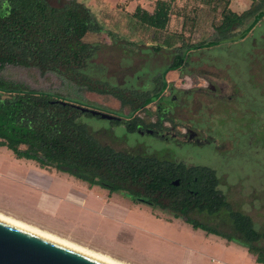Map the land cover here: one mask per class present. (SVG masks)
<instances>
[{
  "label": "rangeland",
  "instance_id": "374dc122",
  "mask_svg": "<svg viewBox=\"0 0 264 264\" xmlns=\"http://www.w3.org/2000/svg\"><path fill=\"white\" fill-rule=\"evenodd\" d=\"M64 1L49 0L54 5ZM78 1L91 10L101 26L99 32L84 37L86 42L101 46L92 59L95 76L142 91L151 89L153 77L169 65L178 46L211 40L215 37L214 29L222 24V0H212L209 6L202 0H172V14L162 30L142 25L132 16L137 4L151 11L155 0ZM252 1L234 0L233 8L241 12ZM166 42L170 44L164 45ZM156 45L162 48L155 51ZM0 76L124 119L129 117L128 106H122L113 96L87 91L50 71L40 74L35 67L6 65ZM165 79L168 84L165 100L173 121L162 125L174 138L128 132L124 124L103 118L82 116L80 120L100 143L116 150L153 154L186 166L213 168L219 179L218 188L232 209L249 215L255 228L261 230L264 225V17L241 40L190 50L181 69L168 71ZM211 86L214 90L224 89V93L211 92ZM155 109V103H151L135 115L144 123L156 124ZM186 125L205 139L196 136L189 139ZM7 153V149L0 148V208L17 212L35 223L44 221L56 235L125 264L246 263L244 257L238 261L237 252L223 250L210 242L221 236L211 235L207 241L203 230L192 229L184 221L182 226L179 221L172 226L155 222L147 218L152 217L149 211L163 220L171 219L172 213L133 202L124 193L113 194L117 195L114 197L118 203L127 200L145 205L147 217L141 216V208L139 214L132 212V207L127 213L120 212L116 203L110 210L104 200L96 197L98 194L106 198L104 188L95 185L94 190H87L85 182L72 176H69L73 184L70 190L83 195V201L55 196L46 204L38 191L4 175L9 167ZM191 216L209 226L217 223L220 230L231 233L229 225L224 223L227 220L224 212L217 216L194 212ZM262 245L264 240L256 244Z\"/></svg>",
  "mask_w": 264,
  "mask_h": 264
},
{
  "label": "trees",
  "instance_id": "16d2710c",
  "mask_svg": "<svg viewBox=\"0 0 264 264\" xmlns=\"http://www.w3.org/2000/svg\"><path fill=\"white\" fill-rule=\"evenodd\" d=\"M171 1L156 0L151 12L137 5L132 16L142 25L162 30L169 21ZM228 4L229 0H222V24L214 29L215 37L197 43L183 42L169 65L153 77L151 89L142 91L95 76L92 59L101 46L86 42L84 37L99 32L101 26L83 2L65 0L54 5L49 0H1L0 70L6 65L35 67L40 74L50 71L87 91L113 96L122 106H128L129 118L111 122L124 124L128 132L142 128L150 130L144 134L167 138L153 131L161 130L160 126L144 123L135 113L159 98L168 85L165 74L181 69L190 50L241 40L264 17V0L252 1L240 13L232 11ZM161 48L162 45L153 47L155 51ZM158 114L159 123L173 121L166 111ZM82 116L101 118L82 112L74 102L52 92L0 76V145L17 158L31 159L40 167L68 173L90 186L124 193L133 202L169 211L194 229L239 242L256 262L264 263V245L256 246L264 240V225L257 230L249 215L232 209L218 188L219 179L213 168L116 150L100 143L80 120ZM175 179L179 180L177 186L171 183ZM194 212L208 216L224 212V223L231 233L220 230L217 223L209 226L197 220L191 216Z\"/></svg>",
  "mask_w": 264,
  "mask_h": 264
},
{
  "label": "crops",
  "instance_id": "0c3cea01",
  "mask_svg": "<svg viewBox=\"0 0 264 264\" xmlns=\"http://www.w3.org/2000/svg\"><path fill=\"white\" fill-rule=\"evenodd\" d=\"M127 1H133V0H127ZM202 2L208 6L210 4L212 5V3H213L212 0H202ZM233 6H234V0H229L228 7L232 11L240 13L237 10H235L233 8ZM135 7H134V9H135ZM171 7H172V5H171ZM153 8H152V10H153ZM151 11H149V12H151ZM171 14H172V10H170V15ZM169 19H170V17H169ZM0 148H5L8 151L7 161L9 162V167L5 169L6 174H4V175L7 176L8 178L12 179V180L17 181L20 184H24V185L29 186V187L35 189L36 191H38L40 196L42 197V199L43 198L45 199L46 204H48L49 201L52 199V197H55V196H62V197H65L67 199H69V198L77 199V200L80 199L81 201H83V195H82V197L80 195H75L70 190V188H71V186H73V184L71 183V180H70L71 178L69 176H72V175H69L68 173H65V172L58 171V170L53 169V168L40 167L35 161H33L31 159L17 158L13 154V152L5 146L0 145ZM0 168H1V166H0ZM0 171H1V169H0ZM66 175H68V176H66ZM78 180H80V179H78ZM80 181H82V180H80ZM83 182H85V181H83ZM86 185L88 186L87 190H92V189L94 190L95 185L90 186V185H88V183H86ZM113 194L114 193H109L107 191L106 192V198L101 197L102 195H100V197H99L98 194L96 197L100 198L101 200H104L108 204V206H110L109 207L110 210L112 209L113 204L116 203L115 205H117L120 212H123V213L126 212L127 213V212L131 211V207H132V212L139 214V211H140L139 208H141V212H142L141 216L147 217L145 211L148 212V210H146L145 205L141 206L140 204H131L132 202H130V201L127 202L126 199H125L126 203H124V202L118 203L119 201H117L114 197L117 195H113ZM0 212L3 214H6V215L12 216V217L19 219L21 221H24L26 223H31L32 225H35L41 229H44L46 231H49V232H52L55 234L54 231L49 229L44 224V221L35 223L33 221H30V220L23 218L22 216L20 217L17 212H14L11 210L10 211L5 210L3 208H0ZM148 213L150 215H152V217L148 216L147 218H149L155 222L162 223L164 225L172 226L173 224H176L179 221L181 226H182L183 219H181V218H175L172 216L171 219H169V220L168 219L163 220L159 217H156L155 215L153 216V214L150 211ZM119 214H122V213H119ZM192 229H194V228H192ZM203 232H204V238H206V239L209 238L211 235L215 236V234H207L205 231H203ZM216 236L218 237V235H216ZM206 239H204V240H206ZM207 241H208V239H207ZM210 242L214 243L215 245H218L219 248H221L223 250H231L233 252H237L238 253V256H237L238 261L241 260L243 257L245 258L246 263H244V264H264V263L256 262L254 255L250 254L247 251L246 247L238 246V245L232 243L231 241L226 240L223 237L218 238V239L213 238V240ZM234 259H235V255H234ZM222 264H230V263L226 262V263H222ZM235 264H237V263H235Z\"/></svg>",
  "mask_w": 264,
  "mask_h": 264
},
{
  "label": "water",
  "instance_id": "95a60500",
  "mask_svg": "<svg viewBox=\"0 0 264 264\" xmlns=\"http://www.w3.org/2000/svg\"><path fill=\"white\" fill-rule=\"evenodd\" d=\"M75 105L82 112H88L103 119L123 120L122 117L112 113L81 104L75 103ZM147 131L150 132V130ZM189 136L192 135L189 134ZM171 183L176 186L179 184V180L175 179ZM0 264L107 263L0 220Z\"/></svg>",
  "mask_w": 264,
  "mask_h": 264
},
{
  "label": "bare ground",
  "instance_id": "6f19581e",
  "mask_svg": "<svg viewBox=\"0 0 264 264\" xmlns=\"http://www.w3.org/2000/svg\"><path fill=\"white\" fill-rule=\"evenodd\" d=\"M0 220L1 221H4L6 223H9L11 225H14L16 227H19L21 229H24L26 231H29L31 233H34L38 236H41L43 238H46V239H49V240H52L58 244H61L65 247H68L70 249H73L77 252H81L83 254H86L92 258H95L97 260H100L102 262H105L107 264H125L123 262H120L118 260H115L113 258H111L110 256L108 255H105V254H102V253H99V252H95V251H92L90 249H87L86 247H83L79 244H77L76 242L74 241H71L67 238H64L62 236H59V235H56L52 232H49V231H46L44 229H41L35 225H32L31 223H26L24 221H21L19 219H16L12 216H9V215H6V214H3L0 212ZM104 253V252H103Z\"/></svg>",
  "mask_w": 264,
  "mask_h": 264
},
{
  "label": "flooded vegetation",
  "instance_id": "af4514ba",
  "mask_svg": "<svg viewBox=\"0 0 264 264\" xmlns=\"http://www.w3.org/2000/svg\"><path fill=\"white\" fill-rule=\"evenodd\" d=\"M211 88V92H213V93H219V94H222V93H224V89L222 90V88H219L218 90H214V88L211 86L210 87ZM165 90H166V88L161 92V94H160V96H159V98L157 99V100H155V101H153V102H151V103H155V125H157V126H160V129L161 130H155V128H154V130L151 128V130H153V131H157L158 133H160V135H169L170 137H175V135L173 134V133H171V132H169V131H164V129H163V123L164 122H166L167 120H163L161 123H159V114H158V112L161 110V111H166L167 113H168V106H167V101L165 100L166 98H165V94H164V92H165ZM170 90V89H169ZM151 103H149V104H151ZM149 104H147V105H149ZM129 117H127V118H122L123 120H126V119H128ZM167 122H170V121H167ZM142 125H140V127H141ZM187 127H188V131H190V133L189 134H191L192 136H189L188 135V138L189 139H191L193 136H196V137H198L199 139H205L203 136H198V132L196 131V130H193V129H191L190 128V126H188V125H186ZM192 131V132H191ZM137 132H140V133H144V132H147L146 131V129H142V128H137ZM177 186V185H176Z\"/></svg>",
  "mask_w": 264,
  "mask_h": 264
}]
</instances>
